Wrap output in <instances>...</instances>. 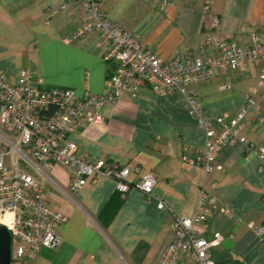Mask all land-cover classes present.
Instances as JSON below:
<instances>
[{"label": "crops", "instance_id": "obj_1", "mask_svg": "<svg viewBox=\"0 0 264 264\" xmlns=\"http://www.w3.org/2000/svg\"><path fill=\"white\" fill-rule=\"evenodd\" d=\"M159 11L148 0H100L107 17L130 32L162 59L176 54L210 57L201 46L208 31L247 45L252 31H264V0H168ZM61 4L66 8L59 10ZM205 5L209 11H204ZM81 0H0V69L15 82L23 69L41 80L43 89L67 88L80 96L85 89L100 93L108 66L98 48L100 37L90 32L72 42L65 39L80 26ZM51 10L52 13H48ZM219 23L213 27V18ZM261 64L249 60L230 71L232 86L221 88L219 77L189 86L209 116L234 115L252 97L243 120V136L264 144V85ZM103 125L82 123L70 138L76 154L93 161L139 166L154 171L153 197L139 190L123 195L106 177L91 178L77 192L68 191L69 170L55 166L45 181L50 207L67 217L59 228L61 244L42 248L18 264H157L172 240L176 216L192 217L201 188L210 180L224 211L206 220L205 234L232 233L210 252L217 264H264V240L251 232L250 222L264 224L262 161L244 144L227 145L216 155L210 177L182 159L184 152L205 148V134L188 113L182 93L158 95L148 86L136 96L123 95L106 105ZM138 175L130 180L137 181ZM157 198L165 201L157 208Z\"/></svg>", "mask_w": 264, "mask_h": 264}, {"label": "built area", "instance_id": "obj_2", "mask_svg": "<svg viewBox=\"0 0 264 264\" xmlns=\"http://www.w3.org/2000/svg\"><path fill=\"white\" fill-rule=\"evenodd\" d=\"M159 11L168 0H148ZM66 8L61 4L59 10ZM82 21L65 42H72L90 32L100 37L98 48L108 66L106 85L102 92L85 89L78 96L72 89H43L41 82L28 69H23L15 82L0 69V219H8L11 235L12 264L24 258H34L42 248L54 249L61 244L59 228L67 217L54 211L47 200L45 181L55 166L69 170L68 191L75 193L91 178L106 176L115 182L116 190L123 195L139 190L153 197L157 178L154 171L141 173L139 166L93 161L77 155V144L70 136L82 123L103 125L102 113L127 94L136 96L139 89L148 86L154 94L182 93L188 102V113L205 134V148L184 152L182 159L198 166L210 177L218 165L216 155L223 147L244 144L246 151L264 163V144L255 145L242 134L247 110L256 104L247 97L239 111L209 116L196 94L189 86L219 77L221 88L232 86L230 71L246 66L249 60L261 64L258 80L264 85V31H252L247 45L218 36L213 31L205 34L201 46L209 48L210 57L176 54L162 59L154 50L144 45L138 34L130 32L110 20L100 6V0H81ZM204 11H209L205 5ZM48 13H52L48 10ZM219 23L213 18V27ZM264 169V164L258 170ZM138 175L137 181L130 180ZM216 183L210 180L201 188L197 209L192 217L176 216L171 224L172 240L164 248L157 264H217L211 254L230 232L213 231L205 234L208 217L224 211L215 194ZM167 205L157 198V208ZM248 229L264 240V224L250 222Z\"/></svg>", "mask_w": 264, "mask_h": 264}, {"label": "water", "instance_id": "obj_3", "mask_svg": "<svg viewBox=\"0 0 264 264\" xmlns=\"http://www.w3.org/2000/svg\"><path fill=\"white\" fill-rule=\"evenodd\" d=\"M0 264H12L11 235L0 223Z\"/></svg>", "mask_w": 264, "mask_h": 264}, {"label": "bare ground", "instance_id": "obj_4", "mask_svg": "<svg viewBox=\"0 0 264 264\" xmlns=\"http://www.w3.org/2000/svg\"><path fill=\"white\" fill-rule=\"evenodd\" d=\"M0 223L4 224L5 226H8V219L5 218V219H0Z\"/></svg>", "mask_w": 264, "mask_h": 264}]
</instances>
